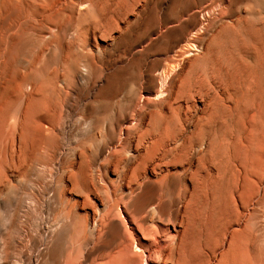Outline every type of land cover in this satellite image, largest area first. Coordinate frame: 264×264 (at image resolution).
<instances>
[{
	"label": "rangeland",
	"instance_id": "obj_1",
	"mask_svg": "<svg viewBox=\"0 0 264 264\" xmlns=\"http://www.w3.org/2000/svg\"><path fill=\"white\" fill-rule=\"evenodd\" d=\"M44 1L0 0V174H6L12 184L0 186V264H84L85 249L91 247L84 243V216L89 219L92 208L81 205L83 194L97 210L101 209L99 196L112 191L116 197L125 195L115 162L135 153L131 148L123 150L127 134L139 111L145 113L147 127L152 110H165L164 103L152 95L157 79L148 80L179 64L167 87L170 92L184 91L189 81L198 78L211 96L221 92L220 82L236 77L234 60L250 45V35L240 26L219 30L220 26L249 16L256 3L264 6V0H148L143 2L144 14L136 10L121 21L100 0L104 4L100 14L111 18L93 32L87 28L99 18L87 15L86 4L80 10L62 5L61 13L53 14L47 24ZM8 3L14 12L4 17ZM217 3H222L223 12L200 15ZM70 9L79 14L77 26L68 22ZM186 42L197 45L191 55L185 52ZM9 46L15 50L20 73L31 74L41 89L29 99L20 98L16 81L8 90L2 86L1 55ZM72 71L76 77L72 78ZM194 103L198 109L203 107L199 98ZM11 160L16 169L5 165ZM146 175L155 179L147 170ZM141 192L137 188L128 198L134 200ZM197 195L188 228L175 226L184 232L186 245L173 251L169 263L264 264V200L248 220L226 221L218 233L213 229L217 213L212 201L207 202L203 192ZM73 202L78 203L70 215ZM132 205L128 210L135 208ZM156 205L157 201L146 206L145 212L149 214ZM115 217L120 228L114 246L125 240L129 249L130 259L124 264H142L145 256L152 260L150 264L163 259L134 248L150 240L143 239L122 205ZM153 223L162 224L156 217ZM162 227L168 228L163 238L172 245L173 226L165 222ZM210 231V248L200 250L199 242Z\"/></svg>",
	"mask_w": 264,
	"mask_h": 264
},
{
	"label": "bare ground",
	"instance_id": "obj_2",
	"mask_svg": "<svg viewBox=\"0 0 264 264\" xmlns=\"http://www.w3.org/2000/svg\"><path fill=\"white\" fill-rule=\"evenodd\" d=\"M48 1L45 0L43 5L48 6L47 12L49 11L48 14L43 15L46 23L51 22L53 14L61 13L62 5L68 8L74 6L78 10L82 5H87L89 8L87 15L92 14L95 18H99L97 23L87 28V31L92 29L94 32L101 29L111 18L107 19V14H100L104 11L102 8L104 4L100 0H51L50 3ZM105 1L109 12L117 15L119 20L125 21V16L136 10L144 14L143 2L146 3L148 0ZM67 2L68 5H66ZM223 9L222 3L212 4L201 10L200 15L204 17L213 15L217 11L223 12ZM13 12L14 6L8 3L4 17ZM70 13L69 24L77 26L79 14L71 9ZM248 14L249 16H239L235 21L225 23L220 26V29L218 28L219 30L235 29L234 27L240 26L247 29L250 35L248 38L250 45L237 53L238 55L234 53L237 55L236 58L234 57L235 60L233 59L236 77L232 75L231 77L234 76V78H228L231 79L228 82L226 77L224 78L226 81L220 82L222 79L218 81L224 86L221 89L222 93L214 92L211 96L204 90L203 79L198 77L197 80L193 79L192 83L187 81V89L184 91L179 88L170 92L167 87L179 64L162 70L157 78L151 77L148 80L156 81L157 79V90L152 95L159 101L158 103H164L165 110L149 112L150 122L148 121L147 127H144L145 113L139 111L135 126L127 134L124 143L126 147L124 146L123 150L131 148L135 153H132L129 158L115 162L116 167L121 169L117 178L124 184L125 195L116 197L115 192L112 191L106 193L104 197L99 196L101 209L97 210L88 194H83L81 205L92 208L89 219L87 214L84 216L86 219L84 243L91 245L85 249L84 264L94 254L96 256L92 257L87 264H124L129 258V249L125 240H121L119 245L114 246L116 239H119L120 227L115 216L120 205L127 212L130 221L138 228L143 239L150 240L149 243H141L134 248L137 251L148 252L147 254L151 252L159 254L163 259L156 261V264H174L169 263L173 251L183 249L186 245L184 232L180 233L175 226L188 228L191 218L189 214L198 192H203L206 201H212V206L216 209L217 221L213 229L218 233L226 221L236 223L242 218L248 220L264 200V6L256 3ZM87 31L82 33L84 39L88 34ZM10 46L4 48L1 55L5 65L1 72L2 86L4 90H8L16 81L18 84H15V89L20 92V98L29 99L34 92L41 89L34 83L32 75L25 76L20 73L15 50L13 51ZM196 48V43H187L185 52H191L189 54L191 55V50ZM225 71L227 72L226 69ZM18 73L20 80L17 79ZM71 75L72 78L76 77L73 71ZM219 85L222 87L221 84ZM184 87H186L185 84ZM195 98H199V102L203 104L201 109L196 107ZM186 125H190L191 128L187 129ZM134 135L136 138L133 141ZM141 149H143L142 152ZM121 163L122 166H120ZM5 165L16 169L13 160L7 161ZM146 170L155 179H150L146 175ZM10 181L6 174H0V186L10 187L12 186ZM137 188L142 189L140 195L134 200L128 198ZM165 195L166 198H164ZM124 197L129 200L123 201ZM155 201H157L156 207L147 214L144 209ZM77 203H70V215ZM131 205L135 208L128 210ZM154 217L163 225L166 222L173 226V236L176 241L172 245L166 244L163 238L168 228L162 227V224L155 225ZM209 229H212L211 226ZM211 233L210 231L205 239L203 238L202 243L199 242L200 250L210 248ZM100 250H102L101 253ZM150 261L152 262L145 256L142 264H150Z\"/></svg>",
	"mask_w": 264,
	"mask_h": 264
},
{
	"label": "crops",
	"instance_id": "obj_3",
	"mask_svg": "<svg viewBox=\"0 0 264 264\" xmlns=\"http://www.w3.org/2000/svg\"><path fill=\"white\" fill-rule=\"evenodd\" d=\"M29 75H31V74H29Z\"/></svg>",
	"mask_w": 264,
	"mask_h": 264
}]
</instances>
